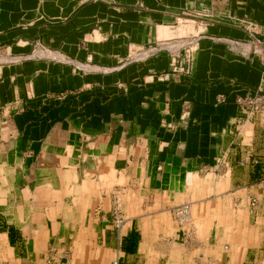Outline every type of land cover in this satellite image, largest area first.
<instances>
[{"label":"crops","instance_id":"0c3cea01","mask_svg":"<svg viewBox=\"0 0 264 264\" xmlns=\"http://www.w3.org/2000/svg\"><path fill=\"white\" fill-rule=\"evenodd\" d=\"M247 95L264 0H0V264H264Z\"/></svg>","mask_w":264,"mask_h":264},{"label":"built area","instance_id":"2783aa9c","mask_svg":"<svg viewBox=\"0 0 264 264\" xmlns=\"http://www.w3.org/2000/svg\"><path fill=\"white\" fill-rule=\"evenodd\" d=\"M162 45L167 48H169L172 51H176L178 48L176 47V44H169L166 42H162ZM236 103L238 106L244 111V112H253V111H259L264 110V96H243V97H237ZM264 182V179H263ZM175 212L177 213L178 217L181 220V223H184L187 221V214H188V207L187 206H181L175 209ZM117 225L121 223V220H118ZM110 264H119L117 259H114L111 261Z\"/></svg>","mask_w":264,"mask_h":264}]
</instances>
